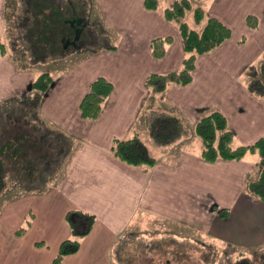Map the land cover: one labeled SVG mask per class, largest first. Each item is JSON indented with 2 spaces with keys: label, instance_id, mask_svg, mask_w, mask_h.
Returning a JSON list of instances; mask_svg holds the SVG:
<instances>
[{
  "label": "crops",
  "instance_id": "obj_1",
  "mask_svg": "<svg viewBox=\"0 0 264 264\" xmlns=\"http://www.w3.org/2000/svg\"><path fill=\"white\" fill-rule=\"evenodd\" d=\"M158 1V7L150 9L144 0H88V10L93 6L97 16L90 19L88 13L77 22L96 23L116 48H84L51 60L71 63L51 73V86L33 107L18 98L31 94L39 67L30 62L25 47L19 50L25 55L21 66L6 50L11 36L20 45L24 42L21 14L12 8L7 23L6 0H0V42L5 46L0 52V264H50L60 242L70 235L65 216L72 209L92 213L95 221L78 249L58 264H124L123 253L135 248L131 245L136 240L147 245L161 233L176 244L184 239L197 245L200 240L218 241L248 253L264 248V202L247 190L249 178L258 174L259 156L250 152L249 157L248 152L239 160L206 161L193 132L203 113L217 109L235 143L250 144L264 136V98L248 90L243 73L264 51V0H192L231 34L196 57L188 83L169 82L160 97L147 103L146 76L178 70L184 56L177 23L162 13L171 0ZM188 13L192 16L188 10L185 17ZM248 15L255 16L254 27L246 22ZM164 36L172 41L156 58L150 41ZM97 76L108 79L113 90L97 118H83L79 103ZM144 108L177 114L189 134L167 146L154 145L143 123ZM25 113L34 123L23 137L37 145L32 151L28 143L27 153L18 140L29 129L15 124L19 116L27 120ZM134 134L155 157L153 165L133 166L112 154L114 138ZM51 147L56 154L52 160ZM214 206L226 208L227 216L219 217ZM155 220L185 231H150ZM134 255L128 264H136ZM142 255L140 264L150 261L147 248ZM175 261L183 263V256Z\"/></svg>",
  "mask_w": 264,
  "mask_h": 264
},
{
  "label": "trees",
  "instance_id": "obj_2",
  "mask_svg": "<svg viewBox=\"0 0 264 264\" xmlns=\"http://www.w3.org/2000/svg\"><path fill=\"white\" fill-rule=\"evenodd\" d=\"M71 1H75L77 8H80L77 14L76 11L73 14L84 18L88 12V0ZM68 2V0H19L16 6L17 11L20 10L22 13L19 24L31 63H46L84 48L97 50L116 48L109 38L101 37L96 23L81 25L75 19L65 21L69 11ZM144 5L147 8L156 9L159 1L144 0ZM188 10L192 12L193 24H189L185 19ZM162 13L167 20L177 23L184 56L178 70L152 72L146 76L144 86L148 90L149 101L160 97L169 82L181 85L188 83L195 68L196 57L219 46L231 34L229 27L217 18L207 15L201 5H193L192 0H171L163 8ZM246 22L254 27L255 16L248 15ZM171 41V36L152 38L150 41L152 55L161 58ZM11 44V48L17 45L16 41ZM0 52H5L2 42H0ZM243 73L248 90L264 98V51L261 59L249 64ZM52 81L53 76L49 71L37 73L31 81V94L21 96L18 100L37 107ZM112 90L113 84L108 79L103 76L95 77L80 100V116L89 119L97 118ZM143 123L152 143L157 146L170 145L189 134V128L183 120L168 110L148 108L144 112ZM193 132L201 141L200 156L206 161L211 162L219 158L239 160L248 152L258 153V174L255 178H249L247 190L264 202V136L250 144L235 143L233 131L228 126L223 113L217 109L203 113L195 121ZM110 150L114 156L133 166H151L156 161L143 139L137 134L126 138H114ZM3 185V175L0 172V192ZM214 208L219 217L227 216L226 208L217 206ZM65 218L70 235L60 242L58 251L50 264H58L64 256L75 252L81 238L88 233L95 221L92 213L80 209L69 210ZM241 252L237 255H244ZM248 258L249 256L247 257L249 261ZM248 261H239L238 264H249ZM256 264H264L263 251L257 253Z\"/></svg>",
  "mask_w": 264,
  "mask_h": 264
},
{
  "label": "rangeland",
  "instance_id": "obj_3",
  "mask_svg": "<svg viewBox=\"0 0 264 264\" xmlns=\"http://www.w3.org/2000/svg\"><path fill=\"white\" fill-rule=\"evenodd\" d=\"M68 4H69V11H71V13H67V18L65 19V21H70L72 19H75V21H82L83 17H79L76 16L75 14V10L77 9V4L75 1H71L68 0ZM90 1V0H89ZM19 3V0H6L5 3V8H4V18L5 21H7V23L11 20L10 16H11V12H12V8L14 9L17 4ZM18 13L22 14L21 11L19 10ZM90 13V19L91 18H96L97 16V9H93V6L91 9L88 10L87 14ZM76 16V17H75ZM8 18V19H7ZM186 21L189 24H193V19L192 16L188 13L187 16L185 17ZM9 25L7 24V27ZM13 34L14 32H7V34ZM6 35V34H5ZM12 37V36H11ZM9 38L6 42V50H8V52L11 53L17 58V60H15V62L17 63V65H23V63H21V59L23 56L22 53H20V49L22 47H26L25 42L21 43L13 40L12 38ZM103 39L104 36H101ZM13 41H16V47L11 48L10 43H12ZM24 45V46H23ZM16 49V50H15ZM13 50V51H12ZM71 63V60L68 62H52L51 60L46 62V63H35V65H37L39 67V72L41 71H49L50 73H54L57 70H61L63 69L64 66H66V64ZM38 72V73H39ZM147 99V98H146ZM147 103L153 102V101H149L148 99L146 100ZM148 108H144L143 113H142V118L144 116V112L147 110ZM27 117V120L25 119L24 121H21L20 119H22V116H19L17 118V121L15 120V124L19 127L20 130H22L21 127L26 128L28 131H25L22 134V137H19V145H22V147L24 146V152L27 153L26 151H28L27 145L28 143L30 144V148L32 151H35L33 149V147L35 148L37 145L36 144H31L32 140L28 139L26 136L23 137V135H28L29 131L31 130V128H33V121L32 118L30 116V113H25L24 118ZM29 126V127H28ZM40 129V128H39ZM35 128H34V133H35ZM10 135V134H9ZM39 136H42L41 131H39ZM149 138V136H147V139ZM197 140H200L199 138ZM36 141V140H35ZM200 142V141H199ZM52 145V144H50ZM38 146H41V149H43L44 145L42 144H38ZM53 146V145H52ZM50 157V160H52L53 158H55L56 154L55 151L53 150V148L51 147L50 150H48ZM249 157H251V153L249 152ZM253 154L258 156V153L254 152ZM26 164V162H24ZM32 166H34L33 164H31ZM35 171L38 169V165L34 166ZM182 228V227H181ZM181 228L175 227L171 224H167L164 222H160L158 220L153 221L152 225H151V230L153 232H159V231H170V230H181ZM184 230V228H182ZM185 231V230H184ZM201 243L200 245H197V242H192L190 240L184 239L182 243H174L173 239L165 236L163 233L158 235V238H152L151 240H149V243H147V245H144L143 243H141L140 240H136L135 244H132L131 246H134L135 248H130L123 253V258L125 259V261L123 262L124 264H128L127 263V259L131 258L132 255L128 254V250L131 253H135V257L137 258L136 264H138L141 259H145V257L142 255V248H147V253L148 255H150V261H148L145 264H180V263H175V258L177 257H181L183 256V263L181 264H238L239 261L242 262H246L247 257L249 256L248 259H250L248 261L249 264H256L257 263V253L263 251L264 252V248H260V249H256V250H252L251 253L245 252L246 250H241L239 251V249H237L236 247H232V246H227L224 245L221 242L215 241L214 244L213 243H207L204 240H200ZM202 242H205V244H202ZM125 244V243H124ZM150 249H149V245ZM137 246V247H136ZM138 249H140V253L138 252ZM192 251V252H190ZM187 252V253H186ZM238 252L243 253L244 255H237ZM257 252V253H255ZM184 253V254H183ZM128 254V255H127ZM172 257V259L169 258V261H165L166 257ZM187 258L188 261H184V259ZM246 258V259H245ZM148 260V258L146 259ZM239 260V261H238ZM140 264V263H139ZM143 264V263H142Z\"/></svg>",
  "mask_w": 264,
  "mask_h": 264
}]
</instances>
